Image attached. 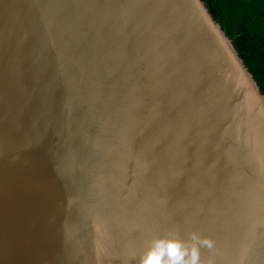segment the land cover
<instances>
[{"label":"water","instance_id":"95a60500","mask_svg":"<svg viewBox=\"0 0 264 264\" xmlns=\"http://www.w3.org/2000/svg\"><path fill=\"white\" fill-rule=\"evenodd\" d=\"M264 264V93L204 0H0V264Z\"/></svg>","mask_w":264,"mask_h":264},{"label":"trees","instance_id":"16d2710c","mask_svg":"<svg viewBox=\"0 0 264 264\" xmlns=\"http://www.w3.org/2000/svg\"><path fill=\"white\" fill-rule=\"evenodd\" d=\"M264 93V0H204Z\"/></svg>","mask_w":264,"mask_h":264},{"label":"clouds","instance_id":"9594fccd","mask_svg":"<svg viewBox=\"0 0 264 264\" xmlns=\"http://www.w3.org/2000/svg\"><path fill=\"white\" fill-rule=\"evenodd\" d=\"M188 244L177 236L158 237L141 257L140 264H201L200 247L212 248L214 242L193 233Z\"/></svg>","mask_w":264,"mask_h":264}]
</instances>
